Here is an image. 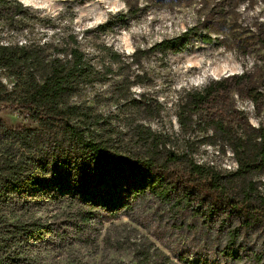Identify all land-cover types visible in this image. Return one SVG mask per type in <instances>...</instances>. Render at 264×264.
<instances>
[{"label":"trees","instance_id":"1","mask_svg":"<svg viewBox=\"0 0 264 264\" xmlns=\"http://www.w3.org/2000/svg\"><path fill=\"white\" fill-rule=\"evenodd\" d=\"M27 11L18 0H0V19L12 21ZM189 33L137 48L129 60L106 48L110 62L102 61L100 67L71 35L62 37L59 46L0 43V69L13 82L8 90L0 81V103H9L35 123L11 128L0 120V264H25L29 248L47 235H58L51 223L37 217L6 220L3 210L9 205L68 202L77 208L81 223H88L99 215L132 211L147 195L200 221L209 233L225 235L217 258L210 252L181 253L188 264H219L220 258L263 260L243 241L248 232H264V127L250 124L230 100L234 92L243 95V75L232 77L233 85L223 79L190 91L175 115L182 132L202 122L201 129L220 141L223 152L228 148L236 169L227 175L194 161L186 151L169 149L161 133L141 122L124 141L125 132L112 123L115 116L96 108L103 93L95 86L110 82L114 87L108 99L116 107L138 102L129 96L134 83L130 74L113 70L111 64L120 69L140 64L153 52L178 53ZM244 89L261 108L262 96L253 87ZM87 90L93 91L94 104L72 101ZM146 108L152 113L153 108ZM180 163L184 168L179 169Z\"/></svg>","mask_w":264,"mask_h":264},{"label":"rangeland","instance_id":"2","mask_svg":"<svg viewBox=\"0 0 264 264\" xmlns=\"http://www.w3.org/2000/svg\"><path fill=\"white\" fill-rule=\"evenodd\" d=\"M27 8L25 16L0 19V43L52 42L59 46L62 37L71 35L97 67L102 61L110 62L106 48L129 60L137 48L190 30L178 53L153 52L140 64L120 69L117 63H110L113 70L130 74L129 81L134 83L129 96L138 102L116 107L108 99L114 84L95 86L96 92L103 93L96 108L118 117L112 123L125 132L124 141L141 122L161 133L174 152L186 151L194 161L222 174L234 172L232 153L226 147L223 152L220 141L201 129L202 122L185 133L175 115L190 91L223 79L233 85L232 77L239 75L244 76L243 95L234 92L230 100L250 124L264 127V0H32ZM135 74L139 75L136 80ZM0 81L12 89V79L2 69ZM245 85L262 96L258 101L261 108L246 97ZM93 95L87 90L72 101L87 100L92 105ZM147 106L153 108L152 113ZM0 120L5 127L35 126L26 113L7 102L0 103ZM181 163L179 169L184 168ZM76 211L68 202L39 207L9 205L3 210L8 221L37 217L51 223L58 234L47 235L29 248L25 264H188L181 253L210 252L216 257L226 244L225 235L209 233L200 221L149 195L132 211L115 216L98 214L99 218L88 223H81ZM243 241L262 254L261 262L248 257L235 261L220 258L219 264H264V232H248Z\"/></svg>","mask_w":264,"mask_h":264},{"label":"clouds","instance_id":"3","mask_svg":"<svg viewBox=\"0 0 264 264\" xmlns=\"http://www.w3.org/2000/svg\"><path fill=\"white\" fill-rule=\"evenodd\" d=\"M20 3L27 7L29 4L32 3V0H20Z\"/></svg>","mask_w":264,"mask_h":264},{"label":"bare ground","instance_id":"4","mask_svg":"<svg viewBox=\"0 0 264 264\" xmlns=\"http://www.w3.org/2000/svg\"><path fill=\"white\" fill-rule=\"evenodd\" d=\"M203 75H204V76H205V75H207V72H206V71H204V72H203Z\"/></svg>","mask_w":264,"mask_h":264}]
</instances>
